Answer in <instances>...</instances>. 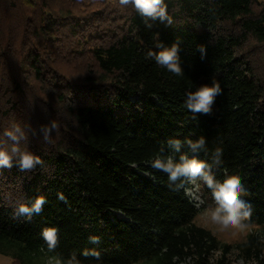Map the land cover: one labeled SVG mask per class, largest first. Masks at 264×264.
I'll return each instance as SVG.
<instances>
[{
  "label": "trees",
  "instance_id": "1",
  "mask_svg": "<svg viewBox=\"0 0 264 264\" xmlns=\"http://www.w3.org/2000/svg\"><path fill=\"white\" fill-rule=\"evenodd\" d=\"M164 2L162 21L119 0H0V145L10 151L4 132L19 125L21 149L43 161L0 167V255L12 264H264L259 235L221 243L195 224L188 184L152 167L186 154L220 182L238 176L243 223L264 232V0ZM161 43L178 46L182 76L147 58ZM214 83L209 114L186 107ZM201 136L193 152L186 141Z\"/></svg>",
  "mask_w": 264,
  "mask_h": 264
},
{
  "label": "clouds",
  "instance_id": "2",
  "mask_svg": "<svg viewBox=\"0 0 264 264\" xmlns=\"http://www.w3.org/2000/svg\"><path fill=\"white\" fill-rule=\"evenodd\" d=\"M120 6L131 5L141 16L160 20L167 19V6L164 0H119ZM170 22V21H169ZM160 49L158 52L149 51L147 58L155 60L156 64L166 68L169 72L176 76H182V68L179 63L178 46L173 44L171 47H165L163 44H158ZM221 92L219 83H214L212 86L207 84L199 87L196 91L190 92L187 95L186 107L193 113L209 114L212 111V105L215 97ZM58 130V125L55 121L51 126H45L42 130L44 132V139H50L52 129ZM19 133V135H18ZM9 140L14 141L10 151L4 146L0 145V167H12V158L17 157L20 170H32L37 164H42L43 161L40 156L33 155L27 149H21L19 141L24 138L19 125L14 129H8L4 132ZM190 149L195 152L204 147L206 141L203 136L197 141L187 140ZM178 149L181 141L179 139L170 140ZM223 150L220 147L214 150V164L219 165L222 163L221 157ZM152 167L168 174L170 182L180 181L178 187H183L185 183L197 185L198 180H202L208 189L212 192V198L215 202V208H209L206 212L209 215L210 221L219 226L222 230L227 229H243L247 227L243 221L250 219L251 211L250 206L246 205L240 199L241 192L243 191L240 178L238 176H227L223 182L216 179L212 171V165L206 160L197 159L195 157L189 159L188 156L181 155L179 162H174L173 158L169 156L166 160L157 157L152 161ZM190 194V190L186 189V195ZM61 199H64L61 194ZM45 203L43 196L36 199L33 209L39 212ZM19 213H30L27 205L21 204ZM49 250H54L57 246V229L55 227H47L41 233ZM96 239V238H93ZM88 255L86 251L84 253ZM99 256V253H94ZM71 264V262H70Z\"/></svg>",
  "mask_w": 264,
  "mask_h": 264
},
{
  "label": "rangeland",
  "instance_id": "3",
  "mask_svg": "<svg viewBox=\"0 0 264 264\" xmlns=\"http://www.w3.org/2000/svg\"><path fill=\"white\" fill-rule=\"evenodd\" d=\"M187 190H190V194L185 195L188 199L193 202L196 208L199 210V213L195 219V224L205 228L213 236L217 238L223 244L229 245H236L243 241H245L246 236L250 233L257 234L261 237V241L264 245V232L261 231L259 228L254 227H245L243 229H227L222 230L219 226L213 224L210 219L209 215L206 212L207 209L213 208L215 202L212 198V192L207 186L203 183L202 180L197 181L196 185L187 183ZM117 217H120L118 213L114 214ZM121 218V217H120ZM232 264H244L242 260L238 259L236 256L232 257ZM0 264H12L11 260L0 255ZM47 264H53L50 260L47 261Z\"/></svg>",
  "mask_w": 264,
  "mask_h": 264
}]
</instances>
